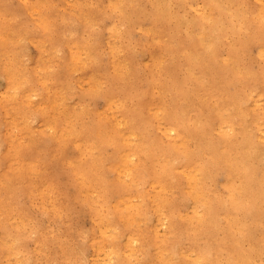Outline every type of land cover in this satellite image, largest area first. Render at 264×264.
Returning <instances> with one entry per match:
<instances>
[{
  "label": "rangeland",
  "instance_id": "rangeland-1",
  "mask_svg": "<svg viewBox=\"0 0 264 264\" xmlns=\"http://www.w3.org/2000/svg\"><path fill=\"white\" fill-rule=\"evenodd\" d=\"M246 180L264 195V0H0V245L48 264H264ZM238 198L244 238L224 213Z\"/></svg>",
  "mask_w": 264,
  "mask_h": 264
},
{
  "label": "bare ground",
  "instance_id": "bare-ground-1",
  "mask_svg": "<svg viewBox=\"0 0 264 264\" xmlns=\"http://www.w3.org/2000/svg\"><path fill=\"white\" fill-rule=\"evenodd\" d=\"M262 1V0H261ZM35 17V16H34ZM46 24V23H45ZM38 29V28H37ZM25 34V33H24ZM191 34V33H190ZM17 41V40H16ZM61 43H62V41H61ZM148 46V45H147ZM132 48V47H131ZM22 50V49H21ZM17 51V50H16ZM49 51V50H48ZM56 58V57H55ZM59 58V57H58ZM211 61V60H210ZM81 64V63H80ZM165 76V75H164ZM27 81V80H26ZM168 81V80H167ZM29 82V81H28ZM83 83V82H82ZM79 84V83H78ZM233 86V85H232ZM95 87V86H94ZM48 88V87H47ZM56 95V94H55ZM33 96V95H32ZM35 96V95H34ZM48 96V95H47ZM69 97V96H68ZM207 97V96H206ZM51 98H53V97H51ZM203 98V97H202ZM12 99V98H11ZM32 104V103H31ZM39 104V103H38ZM51 104V103H50ZM189 105V104H188ZM199 106V105H198ZM185 107V106H184ZM188 109V108H187ZM37 110V109H36ZM63 111V110H62ZM61 111V112H62ZM34 113V112H33ZM222 115V114H221ZM33 117V116H32ZM120 118V117H119ZM195 118V117H194ZM58 119V118H57ZM8 120V119H7ZM15 122V121H14ZM206 122V121H205ZM30 123V122H29ZM222 123V122H221ZM120 124V123H119ZM201 124H203V123H201ZM122 125V124H121ZM215 125V124H214ZM189 128V127H188ZM197 128V127H196ZM199 128V127H198ZM222 128V127H221ZM51 129V128H50ZM75 129V128H74ZM165 129V128H164ZM167 129V128H166ZM171 130V129H170ZM207 130V129H206ZM231 131V130H230ZM61 132V131H60ZM170 132V131H169ZM173 132V131H172ZM65 133V132H64ZM124 139V138H123ZM34 142V141H33ZM244 143V142H243ZM128 144V143H127ZM184 144V143H183ZM8 145V144H7ZM22 146V145H21ZM185 147V146H184ZM215 147V146H214ZM224 147V146H223ZM237 147V146H236ZM186 148V147H185ZM189 148V147H188ZM216 148V147H215ZM177 149V148H176ZM153 150V149H152ZM178 150V149H177ZM218 150V149H217ZM186 151V150H185ZM184 151V152H185ZM215 151V150H214ZM155 153V152H154ZM220 153V152H219ZM216 154V153H215ZM19 155V154H18ZM222 155V154H221ZM228 156H229V154H227ZM235 155V154H234ZM222 158V157H221ZM236 158V157H235ZM223 160V159H222ZM173 161V160H172ZM226 161H227V159H226ZM225 161V162H226ZM215 162V161H214ZM234 162V161H233ZM218 163V162H217ZM227 166H228V171H227V176H230L231 174V172H232V170L234 169L235 170V165L233 164V163H231L230 162V160L229 161H227V163H225ZM194 165V164H193ZM195 166V165H194ZM213 166V165H212ZM134 167V166H133ZM194 168V167H193ZM244 168V167H243ZM204 170V165H202V163H201V165H199V166H197V171L198 172H202ZM244 170V169H243ZM239 171V170H238ZM237 172V171H236ZM197 173V172H196ZM208 173V172H207ZM14 174V173H13ZM12 174V175H13ZM108 174V173H107ZM189 174H190V172H189ZM233 174V173H232ZM92 175H93V173H92ZM109 175V174H108ZM196 175V174H195ZM206 175V174H205ZM236 175V174H235ZM4 178V177H3ZM82 178V177H81ZM10 180V179H9ZM32 181V180H31ZM200 180H199V177H197V176H194V175H191L190 176V185H192L193 187H195V188H198L199 187V185H200V182H199ZM247 181H249V180H246V182H245V190L249 187L250 189H248V190H244V191H242V192H255L254 194H251V198L253 199V200H247V201H245L244 200V203L247 205V204H249L250 202L251 203H253V205L254 206H250L251 208H253L255 211L253 212V214H256V215H253V221L254 222H256L257 220L255 219V218H257L258 216H259V214H257V212H256V210H257V204L260 202V200L262 199V196H264V195H262L261 193H260V190H255V189H253V187L251 186V184L249 185V183L247 182ZM202 182V181H201ZM95 183V182H94ZM228 183H229V185L230 186H232V181L231 180H228ZM228 185V184H227ZM44 186V185H43ZM229 187V186H228ZM158 188V187H157ZM48 189V188H47ZM192 189V188H191ZM40 190V189H39ZM194 190V189H193ZM86 191V190H85ZM169 191V190H168ZM190 191V190H189ZM199 190H197V192H198ZM236 191V190H235ZM159 192V191H158ZM161 192V191H160ZM188 192V191H187ZM190 192H192V191H190ZM189 193V192H188ZM237 193V192H236ZM196 194V193H195ZM50 196V195H49ZM258 196V197H257ZM195 197V196H194ZM201 197V196H200ZM244 197L245 198H249V195H247V194H244ZM257 197V199L255 200V198ZM162 198V197H161ZM165 198V197H164ZM168 198V197H167ZM183 198V197H182ZM195 199V198H194ZM232 199V198H231ZM122 200V199H121ZM165 200V199H164ZM243 201V199L242 198H238V200H233V201H231L230 202V205L227 207V209L226 210H224L225 212L224 213H226V215L227 214H229V219H228V225L230 226V227H232L233 228V226H240V228H239V230L241 231V236H242V238H244L246 235L247 236H250L251 234H252V232H249V233H247V231L245 230L246 229V227L245 226H243V225H241V224H239V222L237 221V214H238V212H237V209L239 208V206H241V202ZM198 206V205H197ZM250 208V209H251ZM192 209V208H191ZM1 210V209H0ZM194 211V210H193ZM197 212V211H196ZM129 213V212H128ZM259 213H264V212H260L259 211ZM251 216V215H250ZM262 216H264V215H262ZM252 217V216H251ZM261 217V216H260ZM132 218V217H131ZM192 218V217H191ZM169 219V218H168ZM259 219H261V218H259ZM162 222V221H161ZM116 223V222H115ZM126 223V222H125ZM193 223V222H192ZM160 224V223H159ZM174 224V223H173ZM256 224V223H255ZM115 225V224H114ZM109 227V226H108ZM157 227V226H156ZM237 230V229H236ZM105 231V230H104ZM7 232V231H6ZM146 232V231H145ZM46 235V234H45ZM6 236V235H5ZM111 237V236H110ZM260 240H264V232H261V233H259V236L256 238V241L258 242V241H260ZM129 246V245H128ZM96 247V246H95ZM240 248H241V246H240ZM35 249V248H34ZM100 249V248H99ZM146 250H147V248H146ZM165 251V250H164ZM111 252V251H110ZM131 252V251H130ZM162 254V253H161ZM237 255H236V257H238V258H241V259H244V257H246V258H251V256L246 252V251H244L243 249H239V250H237V253H236ZM187 256V255H186ZM102 257V256H101ZM141 258V257H140ZM98 259V258H97ZM115 259V258H114ZM102 260V259H101ZM167 260V259H166ZM95 262V261H94ZM98 263V262H97ZM126 263V262H125ZM131 263V262H130ZM177 263V262H176Z\"/></svg>",
  "mask_w": 264,
  "mask_h": 264
},
{
  "label": "clouds",
  "instance_id": "clouds-1",
  "mask_svg": "<svg viewBox=\"0 0 264 264\" xmlns=\"http://www.w3.org/2000/svg\"><path fill=\"white\" fill-rule=\"evenodd\" d=\"M33 99L35 97H32ZM34 122V121H33ZM22 229L20 228H14L13 231L16 233H19ZM35 235V233H33ZM25 239H31V236L24 237ZM9 239L11 240V243H8L7 241L3 242L2 247H5L9 250V258L6 261V264H48V262L43 261L39 258L33 261H25L20 257V254L16 251V245L20 243V237L16 236L13 238L11 235L9 236ZM13 255L15 256V259H13Z\"/></svg>",
  "mask_w": 264,
  "mask_h": 264
}]
</instances>
